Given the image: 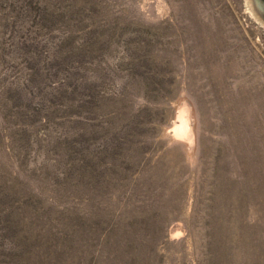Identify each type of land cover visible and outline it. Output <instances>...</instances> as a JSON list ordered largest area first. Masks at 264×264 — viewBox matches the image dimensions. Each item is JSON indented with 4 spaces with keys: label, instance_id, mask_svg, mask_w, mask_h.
<instances>
[{
    "label": "rangeland",
    "instance_id": "obj_1",
    "mask_svg": "<svg viewBox=\"0 0 264 264\" xmlns=\"http://www.w3.org/2000/svg\"><path fill=\"white\" fill-rule=\"evenodd\" d=\"M253 4L0 0V264H264Z\"/></svg>",
    "mask_w": 264,
    "mask_h": 264
},
{
    "label": "water",
    "instance_id": "obj_2",
    "mask_svg": "<svg viewBox=\"0 0 264 264\" xmlns=\"http://www.w3.org/2000/svg\"><path fill=\"white\" fill-rule=\"evenodd\" d=\"M255 8L264 16V0H252Z\"/></svg>",
    "mask_w": 264,
    "mask_h": 264
},
{
    "label": "flooded vegetation",
    "instance_id": "obj_3",
    "mask_svg": "<svg viewBox=\"0 0 264 264\" xmlns=\"http://www.w3.org/2000/svg\"><path fill=\"white\" fill-rule=\"evenodd\" d=\"M253 2V1H252ZM254 5V4H253ZM257 10V9H256ZM257 13H258V20L260 21V24L259 26L264 30V16L257 10ZM258 24V21L255 22Z\"/></svg>",
    "mask_w": 264,
    "mask_h": 264
}]
</instances>
